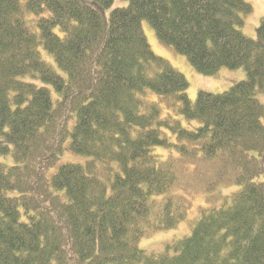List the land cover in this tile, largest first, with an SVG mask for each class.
Segmentation results:
<instances>
[{
  "label": "trees",
  "instance_id": "obj_1",
  "mask_svg": "<svg viewBox=\"0 0 264 264\" xmlns=\"http://www.w3.org/2000/svg\"><path fill=\"white\" fill-rule=\"evenodd\" d=\"M126 1L107 13L114 0H0V155L14 160L0 162V264H264V16L253 38L246 0ZM144 20L199 73L247 77L192 101ZM146 90L166 99V116ZM158 148L182 160L201 150L219 165L210 189L228 176L241 188L148 253L139 240L189 209L168 195L177 161ZM66 152L86 160L52 173Z\"/></svg>",
  "mask_w": 264,
  "mask_h": 264
},
{
  "label": "rangeland",
  "instance_id": "obj_2",
  "mask_svg": "<svg viewBox=\"0 0 264 264\" xmlns=\"http://www.w3.org/2000/svg\"><path fill=\"white\" fill-rule=\"evenodd\" d=\"M246 1L252 4L253 11L251 14L246 16V22L242 30L246 35L256 38L257 27L259 26L261 18L264 16V0ZM127 5L128 1L126 0H114L113 6L107 10V13H109L114 8ZM24 17L26 18L27 24L32 29L38 30L37 27H35V22L33 20V18L36 19L35 15L26 13L24 14ZM142 24L152 50L158 56H161L168 60L172 66H174L178 71L185 74L188 78L190 87L187 92L192 101H196L199 90L221 93L228 90L235 83L247 77V73L243 68L230 69L224 67L220 70L218 75L215 76H208L199 73L193 68V66L189 63L184 55L178 53L176 50L163 44L160 41L156 34V31L148 21L144 20ZM40 52L43 59L52 64V66L59 73H61V70L58 69V65L54 61L52 55H50L43 46H40ZM140 97L150 102H158L161 108H163V112L165 113L163 114V116H166V113L170 112L168 102L161 95L151 90H146L144 93L140 94ZM260 98L264 102V94L260 95ZM172 115L176 119H181L183 125L186 127L192 128L198 125L197 121L189 122L186 119L182 118L181 115H178L176 113H172ZM196 148L197 147L195 145L190 144V149L194 150ZM157 151L159 155H161V158H170L177 161V182L175 186L170 190V193H168V195L174 193L177 194V196L182 195V197L187 200L189 209L185 219L182 220L176 227L167 230H151L139 240L138 246L148 253L163 252L169 243L190 235L192 233L193 226L198 220L203 209L220 206L226 195L241 188L239 184L235 183L233 179L228 176L229 179H226L224 181L220 179V182L215 187L210 189L209 182L212 177L215 176L216 171L219 170V165L218 163L211 162L215 160L205 161V159L202 158L204 154L202 155L201 150L198 151L194 157L184 158V160H182L183 156H180L174 149L167 150L165 148H158L156 149V153ZM85 160L86 157L66 152L58 162L57 166L52 170V173L55 172L59 168V166L65 163L72 161L76 163H83ZM0 162L7 165L14 164V160L11 155H0Z\"/></svg>",
  "mask_w": 264,
  "mask_h": 264
}]
</instances>
